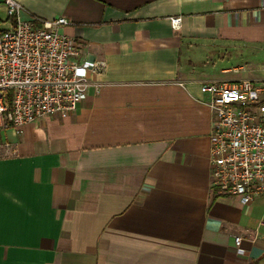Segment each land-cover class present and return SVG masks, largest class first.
Listing matches in <instances>:
<instances>
[{
	"label": "crops",
	"instance_id": "obj_1",
	"mask_svg": "<svg viewBox=\"0 0 264 264\" xmlns=\"http://www.w3.org/2000/svg\"><path fill=\"white\" fill-rule=\"evenodd\" d=\"M16 1L102 69L73 113L0 122V264H264V197L212 186L200 89L264 78L230 68L264 57V0Z\"/></svg>",
	"mask_w": 264,
	"mask_h": 264
},
{
	"label": "built area",
	"instance_id": "obj_2",
	"mask_svg": "<svg viewBox=\"0 0 264 264\" xmlns=\"http://www.w3.org/2000/svg\"><path fill=\"white\" fill-rule=\"evenodd\" d=\"M6 17L3 18L1 10ZM182 18H171L174 29ZM65 17L43 20L16 0H0V122L18 133L26 123L70 114L87 96L90 72L102 65L80 62V45L61 28ZM212 186L249 204L264 197V78L208 81ZM242 242L235 238V244Z\"/></svg>",
	"mask_w": 264,
	"mask_h": 264
},
{
	"label": "rangeland",
	"instance_id": "obj_3",
	"mask_svg": "<svg viewBox=\"0 0 264 264\" xmlns=\"http://www.w3.org/2000/svg\"><path fill=\"white\" fill-rule=\"evenodd\" d=\"M1 14L3 18L6 17V13L4 9L1 10ZM263 64H264V57H260V58L246 57L243 59H239L238 61L231 64L230 68L233 71V73L236 75L245 73V75L252 74L258 76H264V72H262ZM237 77H241V75Z\"/></svg>",
	"mask_w": 264,
	"mask_h": 264
}]
</instances>
